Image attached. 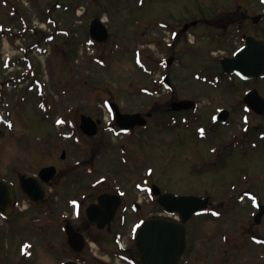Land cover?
Here are the masks:
<instances>
[{"label":"rangeland","instance_id":"374dc122","mask_svg":"<svg viewBox=\"0 0 264 264\" xmlns=\"http://www.w3.org/2000/svg\"><path fill=\"white\" fill-rule=\"evenodd\" d=\"M64 2L58 0V4ZM223 2L144 0L142 6L136 7L137 0H77L70 13L56 12L55 28L47 21L52 18V0H0V114L10 123L8 128L0 122V181H15L18 176L35 174L50 165L58 167L60 176L69 172L56 209L53 194L50 204L35 206L21 202L20 196L19 207L15 208L16 225L2 233L4 224L0 221V264H53L57 257L55 249L62 247L59 241L54 244L56 228L64 220L63 212H71L66 199L88 192L86 181L96 182L99 178L114 181L119 193L130 192L132 199L142 204L137 211L128 209L123 215L130 223L123 231L125 244L134 247L133 225L137 227L142 219L159 211L153 207V198L133 189L146 180L155 184L161 194L211 197L212 210L187 223V264H264V246L259 242L264 238V217L260 225L253 222L257 211L246 196L254 193L264 203L263 149H250L247 155L237 145L227 157L218 158L213 149L215 146L216 151L227 153L235 137L239 139L241 95L255 83L245 86L236 81V88L224 84L214 89L205 84L202 79H217L221 74L214 73L220 72L216 65L202 62L207 48L201 50L197 44L203 36L194 34V47L187 41L194 38L184 37L186 42L170 51L154 44L156 39H167L154 28L158 22L177 23L187 17V12L207 15L218 4L225 5ZM247 10L248 16L258 12ZM98 16L109 26L111 35L105 45H89L86 24ZM232 18L238 19L235 14ZM144 27L148 30L145 37ZM60 28L66 29L68 35L55 36ZM229 29L223 44L212 43L217 47L209 51L229 54L241 44L237 32ZM191 46L193 52L189 54ZM173 54L180 56V64L167 69L172 74L171 93L161 92L158 98L141 95V90L160 86L157 82L165 73L157 61ZM257 86L264 96V80ZM180 100L197 104L193 112H201L200 123H205L219 107L236 112L231 127L217 129L214 139L212 136L209 140L194 126L171 131L161 127L159 119L158 125L152 122L133 141L129 137H111L108 132L85 137L74 128L85 116L100 130L106 112H111L109 102L122 113L147 112L151 108L166 112L172 102ZM55 120L62 125L57 127ZM78 139L83 147L74 142ZM62 154L65 159L61 161ZM111 238V234L104 235L103 244L108 252L95 261L124 264L111 258L110 253L115 250ZM136 259L139 262L138 253Z\"/></svg>","mask_w":264,"mask_h":264},{"label":"flooded vegetation","instance_id":"af4514ba","mask_svg":"<svg viewBox=\"0 0 264 264\" xmlns=\"http://www.w3.org/2000/svg\"><path fill=\"white\" fill-rule=\"evenodd\" d=\"M62 1V0H61ZM64 3L58 4V0H52V27H57L56 24V18L55 15L56 12L61 11L63 13H70V11L73 10V3L77 0H64ZM91 1V0H90ZM111 2V0H109ZM250 1V0H248ZM252 1V2H251ZM249 3L245 2L244 0H224L225 5H217V7L213 8V11L208 13L207 15H203L202 13L194 16L191 12H187V17L182 20L178 21L177 23H169L167 21L164 22H158L156 25H154V28L156 30H160L164 35H166L167 39L165 37L161 39L154 40V44L156 46H160L164 48L165 50L170 51L173 48H178L177 44H184L185 38L184 37H192L194 40L187 39L188 43L192 45L193 47L196 44L195 36L194 34L203 37H200L198 40V46L199 48L202 47L207 48V53L203 52V54H207V57L204 58L202 55V62L204 64H213L216 65L217 68L220 69V72H214L215 74L219 73L222 74V67H221V61L222 59L233 58L234 54L239 50H244L247 48V40L248 38H252L254 41L262 42L264 43V28H261V24L264 23V0H251ZM142 2L138 1L137 6H142ZM254 9L258 12L254 15L248 16V10L247 9ZM247 11V13H246ZM54 12V14H53ZM84 13V9L82 14ZM235 14L236 18H232V15ZM171 15V14H170ZM194 16V17H193ZM173 17V14L171 15V18ZM188 19V20H187ZM240 19V20H239ZM102 20L101 16L94 17L88 20V23L86 24V27L88 29L87 36H90V33L93 34L95 38L98 40H105L106 37H108L105 34L104 28L102 25L98 23V21ZM95 21V22H94ZM104 22V21H103ZM104 26L107 28L108 35L110 36V29L109 26L105 23ZM153 26V25H152ZM233 28L237 34L238 42L241 43L237 48H235L231 53H223L221 51H218V53H215L213 51H209L212 47L221 46L223 44V40L225 39L227 33L229 32V28ZM86 29V30H87ZM147 29L144 27V30ZM60 33L63 35H68V32L64 28L59 29ZM57 31V30H56ZM148 30L144 31L142 35L144 37L147 34ZM193 32V33H192ZM143 37V36H141ZM108 40V39H107ZM105 42H92V44H100L105 45ZM148 42H152L149 40ZM186 42V41H185ZM212 43H215L216 45H213ZM203 44L205 46H203ZM196 45V46H197ZM191 46V49H188L189 52H193V47ZM195 53V52H194ZM202 53V52H201ZM190 54V53H189ZM179 57L177 54H173V56L169 55L166 57L160 58L157 63L159 64V67L164 70L165 74H162L160 76V84L163 81L164 78L168 79L170 81L172 74L168 73L169 71L167 69H170L171 65H177L179 62ZM259 61L254 63V65L258 64ZM169 65V66H168ZM208 66V65H207ZM158 67V68H159ZM167 71V73H166ZM149 76V75H146ZM216 76L210 77L207 85H212V89L216 87H219V85H230L234 86L236 88L237 85L235 82L237 81L240 84L243 85H249L251 83H255L253 86L246 87L243 90V94L241 95L240 99V106H242L241 109V115H240V123L241 126V133L239 139L235 137L234 144L230 143L228 152H218V150L215 146L213 147L214 156L216 158L225 155L227 157L229 150L232 152L237 146L241 145V148L245 154L248 153V151L251 149L254 152L259 151L260 148L263 149V152H261L263 159H264V111L263 109H260V112H254L253 110L248 109L244 104H248L245 102V98H247V95H249L251 92H260L259 86L257 84L263 80L264 78H253L250 80H242L234 75H221V77L217 76V79H214ZM227 81V82H225ZM157 82V84L159 83ZM155 84V86L157 85ZM152 85L154 83L152 82ZM214 85V86H213ZM160 86H156L155 89L148 90V96L153 97L156 96L159 97L160 94L164 93V95L169 93V91L166 90H158ZM233 87V88H234ZM232 88V89H233ZM147 91V90H146ZM162 92V93H161ZM171 93V92H170ZM259 95L264 98L260 93ZM252 98L248 97V102L250 101L251 104L255 103L257 106L261 105V101L259 99L251 100ZM174 101L169 105V108L166 112H155L152 111L153 108H151L147 112H129V113H122L120 112V115H140V117L135 116L133 117V122L135 124V127L130 129L128 133H124L122 131L121 124L119 123L122 119H117L118 116H116V112H106L107 118L106 120L101 124L100 130L98 133L105 134L106 132L111 134V137H129L128 139H131V141L134 140V138L137 136V134H144L145 131L151 126L152 122H156V125H158L157 120L161 119V127L163 128H170L171 131L179 129L188 130V128H192L194 126L195 130L197 132L200 129L204 133H208V136L212 140V136L214 139L215 131L219 128H229L231 127V118L236 112H231V110H227L225 108H217L215 112L211 113L210 116H208V119L205 123H200L201 121V112H169L170 107L172 104H174ZM263 103V102H262ZM264 104V103H263ZM221 110H225L227 112H219ZM219 115L220 121L216 122V116ZM203 116V115H202ZM205 120V119H204ZM256 123V124H254ZM160 126V124H159ZM160 127V128H161ZM138 134V136H139ZM86 137V136H85ZM137 138V137H136ZM234 138V137H233ZM127 145V144H126ZM130 147L129 145H127ZM120 149L122 152H124V146H120ZM249 155V154H247ZM57 170L55 176L48 182H46V186L48 187L50 194L45 197L44 194V188L43 183L40 184H27L23 185L20 183L19 176L15 181H8L12 185V192L14 193V202H13V210L12 213L7 215V217L3 218L5 220H9L8 222L5 221L3 224L7 226L6 228L2 229H9L13 228L14 225H16L14 222L17 220V211L15 208L19 207L20 199L19 197L22 196L21 190L22 187H25L28 191H34L35 188L39 190V196H36V198H39L40 200H46L44 201V204H50L51 194H53V200H54V209L57 208L56 201H58V196L61 191V186L64 185V183L67 181V173L64 172L62 176L59 175V169L57 166H54ZM89 172V171H88ZM39 173V172H38ZM38 173H35V175H38ZM86 176L87 173H86ZM43 180V179H42ZM89 181V182H88ZM86 190L88 192H83L82 195L79 196H72L68 199H66L67 207L71 208L70 213H64V220L60 224V226H57V232L58 235L55 237V243L60 242L62 247H57L55 251L56 258H53V264L57 260H61L58 264H89L88 262H96V264H104L102 262L95 261L96 259H99V255L105 254L108 252V248L104 247V235L105 234H111L112 238L110 239L111 244L114 245L115 250L111 251L110 255H112L111 258L122 260L124 264H138L136 259V248L135 245H128L125 244L122 239L123 231L125 230L126 224H130L128 219L126 218V212H129L128 209L134 208H142V205H137V201L132 199V194L130 192H124L119 193L115 187H114V181L108 182L104 181L102 178H99L96 180V182H92V180L86 181ZM155 184H150L149 181L144 180L140 191H142L146 196L151 195V188ZM134 191H138L137 185L133 187ZM165 193V192H164ZM19 195V196H18ZM101 196H108L109 197V203H108V209L110 210L115 203L119 202V205L116 207V213L114 217L110 220L109 223H107L104 227H98V224L94 221L89 220L87 216V209L91 206H98L100 207L99 198ZM47 198V199H45ZM119 198V200L117 199ZM24 199L21 200V202ZM156 200V198H155ZM29 204V203H28ZM29 205H36V204H29ZM137 205V206H136ZM64 207V206H63ZM153 207H156L157 211L156 213H152L149 216L154 215H162L163 211L162 209L157 205L155 201V205ZM67 210V208H66ZM69 214V215H68ZM122 215L119 217V215ZM148 216V217H149ZM16 217V218H15ZM118 218V220H117ZM117 221V226H115ZM134 226V225H133ZM114 228V229H113ZM135 228V227H134ZM134 236H131V239H133ZM261 240H264L261 238ZM109 240L107 244H110ZM134 244V241H132ZM56 246V245H54ZM139 256V254H138Z\"/></svg>","mask_w":264,"mask_h":264},{"label":"water","instance_id":"95a60500","mask_svg":"<svg viewBox=\"0 0 264 264\" xmlns=\"http://www.w3.org/2000/svg\"><path fill=\"white\" fill-rule=\"evenodd\" d=\"M247 48L235 54L233 59L222 60V69L225 73H234L240 78L249 79L253 77L264 76V44L248 38ZM259 61L258 64L254 65ZM251 100L257 98L254 93L248 95ZM248 97L246 99H248ZM250 106L251 102L249 101ZM255 104V103H253ZM191 103L182 102L179 106L189 108ZM114 112H119L115 105H111ZM89 120V119H88ZM88 120L82 119V129L87 130ZM128 127H132L133 120H128ZM90 132H88L89 134ZM95 132L92 131L93 135ZM51 168L43 170L40 178L47 182L53 175ZM20 182L23 185L39 184L40 181L35 177L21 176ZM33 195H37V188H35ZM24 195L29 199V192L23 188ZM4 191V193H3ZM8 191L0 183V207H8L9 200L5 198L4 194ZM9 192V191H8ZM108 196H101L99 198L100 207L91 206L87 209V216L89 220L98 224V227H103L114 216L116 207L119 202L109 210ZM34 201L38 202L34 199ZM159 204L164 208L166 214L169 216L178 215L180 222L171 220L170 218H150L142 223L137 232L135 243L140 253L142 264H178L182 260L186 251V227L185 223L194 215L204 211L208 207V199L198 196L180 197L171 194L162 195ZM264 213V208H260V213L255 218V223L260 222L261 216Z\"/></svg>","mask_w":264,"mask_h":264}]
</instances>
